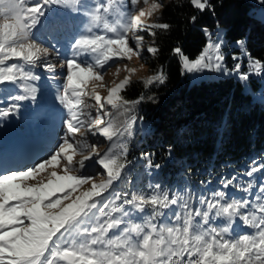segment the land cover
Instances as JSON below:
<instances>
[{"label": "snow or ice", "instance_id": "1", "mask_svg": "<svg viewBox=\"0 0 264 264\" xmlns=\"http://www.w3.org/2000/svg\"><path fill=\"white\" fill-rule=\"evenodd\" d=\"M189 2L200 12L213 9L210 0ZM259 2L264 6V0ZM128 3L136 14L126 10L124 0H106L94 6L81 0H43L35 4L29 0H0V84L19 85L23 94L12 97L16 101L36 99V88L27 82L39 79L31 68L42 57L45 70L55 72V65L46 60L48 48L35 42L32 33L45 15L44 5L83 12L88 18L89 33L80 35L72 45L74 56L83 55L87 59L65 62L67 75L57 95L67 110V119L63 122L67 135L47 157L27 169L0 175V264H264V177L259 185L260 194L254 200L230 197L226 191L215 190L211 198L199 199L201 207H193L175 194L170 196L167 191H159V185L148 195L116 192L107 202L95 199L120 180L126 166L127 146L118 145L117 141L130 137L135 123L132 119L116 127L111 118L121 108L127 111L140 102L127 100L122 95L135 69L125 67L129 75L107 88L105 97L100 96L97 87H104V73L114 62L131 61L133 57L144 61L145 37L139 33L155 37L156 30L170 27L159 22V18L151 24L144 22V18L163 8L159 0L151 3L143 0L145 7L139 9L141 0H128ZM191 20L195 22L196 17ZM93 29H100L102 34L94 33ZM204 31L209 42L195 60L184 56L179 48L172 50L180 56L185 72L220 71L224 60L222 41L219 36V42L213 41L207 29ZM237 44L247 54L244 41ZM146 51L156 56L159 49L150 45ZM13 60L23 63H7ZM240 68L237 63L234 71L240 73ZM249 68L260 74L264 64L249 58ZM119 71L117 67V74ZM165 79L163 70L157 69L141 83L150 86L162 84ZM240 79L246 81L249 76L241 73ZM89 84L92 85L90 92ZM84 97L95 104H86ZM91 107L96 109L94 118L84 111ZM15 109L16 105L0 108V117L9 116ZM86 115L87 120L83 118ZM82 129L110 142L103 154L97 143L70 139ZM76 156L81 159L74 162ZM90 160L103 169V173L96 174L104 176L98 183L93 175L83 174L85 161ZM49 168L54 170L46 180L38 179ZM261 171H264V162L252 166L244 175L252 177ZM236 179L233 176L222 181L223 188H229ZM29 180L35 183H27ZM85 185L89 187L81 191ZM252 189L251 182L246 187L237 185V190L244 193ZM217 218H223V222L214 224ZM236 221L253 231L236 232L233 228Z\"/></svg>", "mask_w": 264, "mask_h": 264}, {"label": "trees", "instance_id": "2", "mask_svg": "<svg viewBox=\"0 0 264 264\" xmlns=\"http://www.w3.org/2000/svg\"><path fill=\"white\" fill-rule=\"evenodd\" d=\"M212 10L200 12L189 0H167L154 22L166 23L167 30H156L155 37L142 32L149 45L159 49L156 56L145 52L143 63L152 75L162 69L164 83L145 86L148 77L131 78L122 95L135 105L142 127L136 129L127 146L126 166L110 191H135L152 194L159 191L177 198L198 197L223 189L222 181L235 176L233 183L247 185L246 170L264 162V100L255 98L235 75L190 82L181 66L183 55L195 58L208 37L219 26L226 39L225 63L233 68L238 61L230 51L241 50L244 41L248 58L241 61L246 72L249 58L264 64V22L256 16L255 0H210ZM195 16V22L191 17ZM252 90L264 92L263 76L248 74ZM142 97V99H141ZM149 154L145 156V154ZM155 165H159L157 168ZM229 196L244 197L231 191ZM150 212L151 209L149 208ZM167 211V210H165Z\"/></svg>", "mask_w": 264, "mask_h": 264}, {"label": "rangeland", "instance_id": "3", "mask_svg": "<svg viewBox=\"0 0 264 264\" xmlns=\"http://www.w3.org/2000/svg\"><path fill=\"white\" fill-rule=\"evenodd\" d=\"M166 1L167 0H159V2L162 4H164ZM29 2L30 4L43 3V0H29ZM81 2L87 3L90 6H94L98 3L106 2V0H81ZM255 2L259 4V7L256 10V16L262 19V17H264V6L260 4L259 0H255ZM124 3L127 5V11H130L133 15L136 14V11L131 9L128 0H124ZM149 3H151V0H149ZM142 7H145V5L143 4V0H141V3L137 5V9ZM43 10L45 12V15L40 18L39 23L35 28L32 29L33 38L35 42L41 44L43 47L48 48L49 55L46 58L47 62L55 65V68L58 65H62L64 70L67 72L65 63L67 60L76 59L78 62H84L87 59V57L83 55L74 56L72 45L80 35H89V33L87 32L88 18L83 14V12H74L69 8H64L59 5H44ZM160 10L155 12L150 18H144V22L146 24L154 23V20L158 16ZM53 21L56 22L55 27H53ZM217 28L218 29L216 30L215 36H211V39L213 41H217V36H219L220 41H222L221 52L224 56V60L221 62L220 71H210L208 69H203L199 72H186L190 78V82L193 83L201 79H216L229 75H235L240 78L241 73L263 76L264 71H262L260 74H256L255 71L250 70L249 59L246 62V72H242L240 69V73H237L232 68H229L226 65L225 56L230 48H225L227 43L226 39L224 38L223 31L219 26ZM93 32L96 34H102L100 29H93ZM108 35L111 34L109 33ZM139 35H143V33H139ZM130 36L131 34H129V37ZM208 42L209 37L205 46L208 44ZM149 46L150 45L148 44V42L144 39L143 55H145L146 49ZM205 46L201 50V52L204 51ZM201 52L195 58L189 59L195 60L201 54ZM230 55L232 56V58L236 57V59L238 60L237 62H241L240 60H242L243 58H248V53L244 54L242 53V50H240L239 52L230 51ZM44 62L45 58L42 57L41 61L37 63V66L31 68V71L36 76H38L39 79L27 82L32 87L36 88L35 100L27 99L24 101H16L12 97L18 94H23L19 85L10 83L0 84V108H8L12 105H16V109L12 114L7 117H0V175L10 173L14 170L27 169L35 161H38L43 157H47L49 153L54 150L55 146H57L59 142H62V138L67 135L63 123L67 119V110L57 99L58 92L62 90L63 83L51 79L50 72L45 70ZM7 63L22 64L23 62L13 60L8 61ZM142 63L143 61L137 59L136 57H133L131 61L121 60L114 62V65L107 68V71L104 73V87H97V92L101 97L107 96V88L114 87L116 83H119L125 78V76L129 75V73L125 70V67L127 69H135L134 74L130 75V79L138 77H149L151 74L149 73L145 64L144 67H141ZM117 67L120 68L118 74ZM241 81L245 89L251 91L255 98L264 100V92H262L261 90H252L248 80ZM91 88L92 85L89 84V92L91 91ZM83 99L85 100L86 104H95V102L88 97H84ZM84 111L91 117H95V107L85 108ZM135 111V105H132L127 111L121 108L119 111L113 114L111 119L116 127H122L128 121L132 119L135 120L132 129V135L130 137L125 136L121 138L120 141H117L118 145L120 143H123L128 146L129 140L134 136L136 129L139 126L140 128L142 127L143 123L141 120H138ZM83 118L87 120L89 117L88 115H86ZM70 139H74L85 144L97 143L99 145L98 150L101 154H103V152L110 144V142L107 141L104 137H101L99 135L92 136L91 134L85 133L83 129L80 133H77L75 137ZM87 151H90V149H86V152ZM79 159H81L80 156L74 157V162L78 161ZM93 159L96 158L94 157ZM255 163L256 162H252L251 165H254ZM260 164L261 163H259L258 165ZM85 165V169L82 170L84 175H93L97 183L100 182V180L104 179L103 175H96L98 172L103 173V169L100 168L98 164H94L93 161L90 160L85 161ZM53 170L54 169L51 168L47 169L40 174L38 179L46 180L48 173ZM55 170L59 174V169L57 168ZM72 174L78 173L74 172ZM262 177H264V171L256 173L252 177H248L249 182H251L253 185V189L249 193L253 195L254 199L255 196L260 194L259 185ZM9 183L12 182L9 181ZM27 183L32 184L35 183V181L29 180ZM237 185L242 184L239 182L233 183V185L229 186V188H223L219 190L226 191L228 194L232 190L236 192H242L237 190ZM246 186L247 185H245V187ZM87 187H89V185H85L80 190L82 191ZM135 187V184L130 183L128 190L130 192H134ZM211 194L212 192H206L205 194H200V196L198 197H186L185 199L193 207H201V205L199 204V199L211 198ZM114 195L115 193L113 194V192H111L109 189L107 192L102 194V197H96L95 199L97 201L107 202V200L111 197H114ZM230 197L236 198V196ZM253 197L250 199L252 200ZM117 203H119V201ZM177 210L179 209L177 208ZM213 223L217 224L216 222ZM233 225L236 224L234 223ZM240 226L242 228L238 232H243L245 227L242 225V222ZM245 229H247L246 231L249 232L253 231V229L250 228Z\"/></svg>", "mask_w": 264, "mask_h": 264}, {"label": "bare ground", "instance_id": "4", "mask_svg": "<svg viewBox=\"0 0 264 264\" xmlns=\"http://www.w3.org/2000/svg\"><path fill=\"white\" fill-rule=\"evenodd\" d=\"M54 61V60H53ZM56 61V60H55ZM52 62V60H51ZM58 62V61H57ZM55 63V62H54ZM237 63H240V62H236L233 66V68L235 67V65ZM50 75H51V79L55 80V81H58V82H61V83H64L65 82V77L67 75V72L64 70L63 66L62 65H58L56 68H55V72H50Z\"/></svg>", "mask_w": 264, "mask_h": 264}, {"label": "built area", "instance_id": "5", "mask_svg": "<svg viewBox=\"0 0 264 264\" xmlns=\"http://www.w3.org/2000/svg\"><path fill=\"white\" fill-rule=\"evenodd\" d=\"M239 64H240V65H242V63H241V62H240ZM234 68H235V67H234Z\"/></svg>", "mask_w": 264, "mask_h": 264}]
</instances>
